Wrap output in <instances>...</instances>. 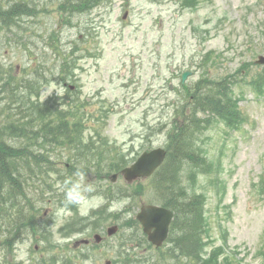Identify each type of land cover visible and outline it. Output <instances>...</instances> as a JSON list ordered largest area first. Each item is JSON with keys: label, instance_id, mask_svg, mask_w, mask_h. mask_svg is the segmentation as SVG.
Wrapping results in <instances>:
<instances>
[{"label": "rangeland", "instance_id": "obj_1", "mask_svg": "<svg viewBox=\"0 0 264 264\" xmlns=\"http://www.w3.org/2000/svg\"><path fill=\"white\" fill-rule=\"evenodd\" d=\"M37 3L35 17L23 15L16 25L1 20L0 76L12 69L17 86L35 68L49 66L47 75L57 76L67 52L73 75L29 93L19 84L9 98L12 89L1 91V80L0 128L27 97L40 104L57 98L65 102L61 109L69 116L78 112L84 122L81 130L69 126L82 143L56 144L51 132L28 129L0 136L34 153L49 152L53 161L38 170L45 172L42 180L24 171L17 199L28 214L1 208L0 214H8L0 217V264H264V63L257 62L264 55V0H130L128 6L101 0L81 12L71 10L69 0ZM53 33L62 47L47 43ZM185 71L191 74L183 83ZM217 82L224 83L233 108L223 101L215 104L217 113L210 104L200 107L199 127L187 141L196 159L176 157L166 173L178 198L204 197L206 229L197 220L191 229L184 223L156 248L136 218L143 203L162 204L153 176L112 182L109 175L120 169L109 164L125 167L160 146L169 154L174 120H187L182 111L192 109L196 91L214 98L209 90ZM61 137L70 138L64 132ZM77 147L86 156L71 164ZM101 150L100 173L89 164ZM78 170L95 187L86 215L77 206L64 208L63 181ZM115 224L118 232L108 235ZM95 233L104 236L99 245ZM84 238L90 243L75 244ZM179 242L191 243V249Z\"/></svg>", "mask_w": 264, "mask_h": 264}, {"label": "trees", "instance_id": "obj_2", "mask_svg": "<svg viewBox=\"0 0 264 264\" xmlns=\"http://www.w3.org/2000/svg\"><path fill=\"white\" fill-rule=\"evenodd\" d=\"M2 1L0 0V23L2 27H4V24L1 22V20H3L7 25H12L13 23L14 25H16L18 21H20V17H22L23 15L35 17V13L38 9H40V5H38L37 0H14V3L9 2V0ZM100 1L101 0H69L71 4V10L77 12H81L83 10L87 11L92 6L100 3ZM72 4H74V6H72ZM63 5L66 6V4H62L61 6ZM17 14L18 17H15V21L11 20L10 16ZM16 34L20 35V32L17 31ZM52 36L54 37L52 38ZM57 39L58 42H60L59 36L57 34H50L49 41H47V43L50 44L53 48L55 46L62 47V45L57 44ZM61 53H63V51H61ZM67 53L68 54H64L62 56V63L60 64L59 73H57V76H55V74H53L52 76L47 75L46 70L48 72L51 71V67L49 68V66H46L43 69L35 68L34 71L30 72V75L27 79H18L17 86L15 71H13L12 69H6V71L4 72L5 76H0V82L1 80L4 81V83L1 85V91L5 89V91L3 92H6V89L8 90L10 86L12 91L11 94L7 96V98H9L12 94L14 96L16 95L15 88H19V84L26 85V92L29 93L30 91L36 90V85H44L54 79H59L64 83L68 82L67 80L72 78L73 68L70 59L71 54L69 52ZM223 86L224 83L222 84L220 82L211 84V88L208 86L210 88L209 91L215 92L213 93L214 98L213 95H208L207 97L203 96L202 98V96H197L199 95V91L195 92V98L197 100L194 99L195 104L192 109L189 112L182 111L187 120L185 119L186 121L184 123L178 122L177 119L174 120L173 128L169 136L168 147H171L169 150V154L166 161L153 175V179L155 180V184L157 185L156 193H159L158 196H160L161 198L160 201H162L163 205L172 208L175 212L174 220L171 226L170 238L171 235L173 236V233L177 228H181L182 226H184V223L191 229L192 221L195 220L199 221V227L203 226L206 229V222L203 213L204 197L199 194H194L189 197H184L183 200L180 199V197L178 198L174 194V192L177 193V190L175 188L171 189L170 185L168 184L166 173H169L170 169H172L171 163L176 157H183L191 160L196 159L193 155V152L188 149L187 141L199 127V118L197 117V113L199 112L200 107L210 104L211 110L217 113L218 107L215 104H217L218 101H223L227 109L233 108L234 103L229 101V95L225 92L226 89H224ZM14 96L12 97L13 102L16 101V98H14ZM63 104H65V102H61L57 98L49 100L44 104H40L32 101L27 97L26 103H18L17 106L15 105V110H13L11 114L7 113L8 116L6 122L0 128V136L6 134L7 131L9 133L13 132L14 135L15 132L22 133L26 129H28L32 133L42 132L44 133V135H46L45 133L51 132L53 141L56 144H59L61 141L64 142L65 140H68V143L71 147L73 146L74 142H77L78 144L82 143V138L79 135H72L74 129L69 126L73 125L78 130H81L84 122H82L80 116H77L79 114L78 112L75 114L73 113V115L69 116V113L67 111L61 109V106ZM34 109L38 112V115H33L31 113ZM40 114L44 120L38 123L37 120ZM63 126L65 127V129L63 128ZM62 132L69 134L70 138H62ZM100 136L101 135L98 134L97 138H99L100 140H104ZM179 142L181 144H179ZM88 145L90 144H86V146ZM78 150L80 153H77L78 156L76 155V153L73 155L71 164H80L81 156H86L85 149ZM102 156H104V153L101 150L100 153H97L95 164H89L90 167L96 168V170H98L100 173L104 171L101 167L102 162L104 161V157ZM48 158L49 152L47 154L34 153L33 151H31L30 146L19 147L10 143L8 140L0 139V210L2 208V213L5 212L4 208L9 207L17 208L15 211H13V213L17 211L23 212V214L27 213V209L25 207L26 205H24V200L22 201L17 199L18 196H20L24 192V181L22 179V176L24 174V171H30V173H28L30 176H34V178L38 176L40 180L44 179V177L42 176L45 172H43V170H38H41L42 166H51L53 161H50ZM122 164L123 163H120V165H113V163L111 162L109 166L113 169L119 170L122 169ZM5 197H10L13 200L12 203L9 204L8 202H6ZM7 214L8 213L4 215L0 214V217H4ZM0 225H2V223H0ZM0 228H3V226ZM202 235V231H199L197 234V236L199 237ZM190 245L191 243L188 242H184V245H181L180 242L178 243V246H180V248H188V251L189 249H191Z\"/></svg>", "mask_w": 264, "mask_h": 264}, {"label": "water", "instance_id": "obj_3", "mask_svg": "<svg viewBox=\"0 0 264 264\" xmlns=\"http://www.w3.org/2000/svg\"><path fill=\"white\" fill-rule=\"evenodd\" d=\"M125 1L126 5L130 2V0ZM257 62L264 63V55H260ZM189 73L185 72L183 74L184 80ZM166 154L167 150L162 147L145 151L132 165L124 168L122 171L129 181L149 176L163 163ZM113 178L115 179L116 175ZM173 216L172 210L156 204H144L138 213V218L142 221L144 230L149 234L150 240L156 245H162L168 237ZM114 230L111 228L110 233Z\"/></svg>", "mask_w": 264, "mask_h": 264}, {"label": "clouds", "instance_id": "obj_4", "mask_svg": "<svg viewBox=\"0 0 264 264\" xmlns=\"http://www.w3.org/2000/svg\"><path fill=\"white\" fill-rule=\"evenodd\" d=\"M62 190L64 192V208L77 206L81 208L82 214L86 215L94 200L90 194L95 191L94 185L86 178L83 171L78 170L73 176L67 177L63 181Z\"/></svg>", "mask_w": 264, "mask_h": 264}, {"label": "flooded vegetation", "instance_id": "obj_5", "mask_svg": "<svg viewBox=\"0 0 264 264\" xmlns=\"http://www.w3.org/2000/svg\"><path fill=\"white\" fill-rule=\"evenodd\" d=\"M94 237V243L95 244H100L102 241H103V239H104V236L103 235H101V236H99V235H97V233H95V235L93 236ZM87 240H89L88 241V244H89V242L91 241L90 239H87ZM37 247H39L38 245H37ZM104 264H116L114 261H113V259H107L106 261H105V263ZM171 264H177V263H171ZM179 264V263H178ZM197 264H199V263H197Z\"/></svg>", "mask_w": 264, "mask_h": 264}]
</instances>
